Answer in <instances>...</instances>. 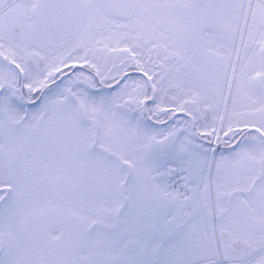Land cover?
<instances>
[{"label": "snow or ice", "instance_id": "obj_1", "mask_svg": "<svg viewBox=\"0 0 264 264\" xmlns=\"http://www.w3.org/2000/svg\"><path fill=\"white\" fill-rule=\"evenodd\" d=\"M0 264H264V0H0Z\"/></svg>", "mask_w": 264, "mask_h": 264}]
</instances>
